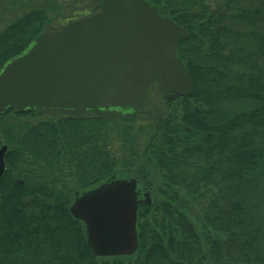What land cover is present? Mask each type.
Here are the masks:
<instances>
[{
  "label": "trees",
  "instance_id": "trees-1",
  "mask_svg": "<svg viewBox=\"0 0 264 264\" xmlns=\"http://www.w3.org/2000/svg\"><path fill=\"white\" fill-rule=\"evenodd\" d=\"M145 1L188 30L177 56L192 92L165 100L142 147L136 115L5 109L0 119L42 118L1 130L0 264H114L93 257L69 207L80 191L127 176L119 163L151 195L137 207V251L122 264H264V0ZM48 20L34 8L1 29L0 68Z\"/></svg>",
  "mask_w": 264,
  "mask_h": 264
},
{
  "label": "water",
  "instance_id": "water-1",
  "mask_svg": "<svg viewBox=\"0 0 264 264\" xmlns=\"http://www.w3.org/2000/svg\"><path fill=\"white\" fill-rule=\"evenodd\" d=\"M185 26L145 0H102L98 12L43 32L0 68V116L32 110L68 119L133 116L153 83L164 99L193 90L177 56ZM6 145H0V177ZM136 179L115 177L80 191L69 207L83 222L95 258L134 256Z\"/></svg>",
  "mask_w": 264,
  "mask_h": 264
},
{
  "label": "rangeland",
  "instance_id": "rangeland-1",
  "mask_svg": "<svg viewBox=\"0 0 264 264\" xmlns=\"http://www.w3.org/2000/svg\"><path fill=\"white\" fill-rule=\"evenodd\" d=\"M101 1L102 0H0V30L24 12L34 8H39L45 10L49 16V20L43 28L44 32H50L52 30L55 31L64 26L67 22L71 21L70 18H72V20H77L81 17L98 12ZM223 1L224 0H207V3L213 7L216 4L222 3ZM58 11H61V14H57ZM165 100L169 99H164L161 92L158 90V85L153 83L148 90L144 104L135 112L136 117L133 122V127L137 130L140 127L143 129L141 131L142 133L138 132L137 135L139 147H142V144L147 138L145 132L148 129V131H150L156 122V119L160 116H163L166 112L168 105L166 104ZM169 108H176L174 102L170 103ZM41 118L42 117L35 115H26L21 116V118H16L10 114L5 118L0 119V144L3 141L1 130L5 125L9 124L11 127H16L15 129H18L22 125H25V123L32 124ZM123 153L126 154L125 151ZM139 163L137 162L136 165H139ZM130 167L127 168L119 163L117 166V172L124 169L127 171V176L122 174L121 177L133 176V178H137L133 174V167ZM134 173H137V171ZM118 175L119 174H117V177H120V175ZM136 189L139 191V198L143 199V191L146 189L141 185V183H136ZM149 196L151 200V195L149 194ZM131 258L132 256L112 257L109 258V262L114 264H122L127 263L129 260H131Z\"/></svg>",
  "mask_w": 264,
  "mask_h": 264
}]
</instances>
